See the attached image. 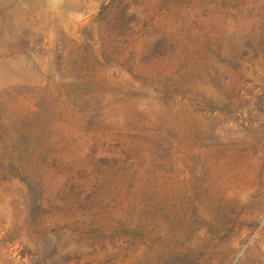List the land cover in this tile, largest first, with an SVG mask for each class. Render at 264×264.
I'll return each instance as SVG.
<instances>
[{"label": "rangeland", "instance_id": "1", "mask_svg": "<svg viewBox=\"0 0 264 264\" xmlns=\"http://www.w3.org/2000/svg\"><path fill=\"white\" fill-rule=\"evenodd\" d=\"M0 264H264V0H0Z\"/></svg>", "mask_w": 264, "mask_h": 264}, {"label": "trees", "instance_id": "2", "mask_svg": "<svg viewBox=\"0 0 264 264\" xmlns=\"http://www.w3.org/2000/svg\"><path fill=\"white\" fill-rule=\"evenodd\" d=\"M58 143V141H56ZM142 155H135L128 154L125 158H118V163L122 164V168L127 170V173L131 174L132 177H135L134 181L129 185V193L133 191V189H137L138 187L135 186V183H139V185H143L149 180V176L152 174V169L157 160H155L151 156H144ZM81 158L74 159L73 164L66 168L63 162V154L59 150L57 146L52 147V150L47 152L43 163L46 165L45 168L47 171L54 174V176L59 175L60 173H65L67 175V182L65 185L68 184L69 181L79 182L82 181L80 173L77 170H74L76 166L81 162ZM144 167H149L143 170ZM73 182V183H74ZM82 185V184H81ZM63 188V186H61ZM59 188L58 195L54 196H47L44 198V190L41 193L40 197L42 201L45 199V209L41 207V210L37 213V229L40 228L41 225L47 224L50 221H56L57 219H69L77 226L75 231H81L90 220L91 223L97 222L98 212L94 214H88L82 205L83 200V193L84 189L82 190H75V183L73 185H69L68 187L65 186L62 190ZM144 188V187H143ZM62 193V195H61ZM40 206H43L40 204ZM121 209L124 213H127L128 210V203L125 204V201L120 205ZM112 211H108L107 215H110ZM93 217H92V216Z\"/></svg>", "mask_w": 264, "mask_h": 264}]
</instances>
